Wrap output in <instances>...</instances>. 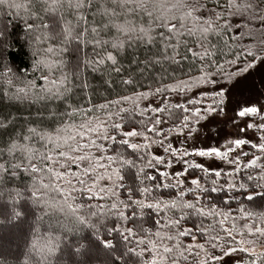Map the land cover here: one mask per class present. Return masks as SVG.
<instances>
[{"label":"snow or ice","instance_id":"obj_1","mask_svg":"<svg viewBox=\"0 0 264 264\" xmlns=\"http://www.w3.org/2000/svg\"><path fill=\"white\" fill-rule=\"evenodd\" d=\"M0 12L34 56L32 79L0 66V95L39 105L12 131L17 116L0 115V224L35 217L16 264H264V103L238 102L236 135L198 143L227 117L225 85L264 63V0H0ZM125 60L160 71L142 83ZM89 69L127 94L96 102Z\"/></svg>","mask_w":264,"mask_h":264},{"label":"trees","instance_id":"obj_2","mask_svg":"<svg viewBox=\"0 0 264 264\" xmlns=\"http://www.w3.org/2000/svg\"><path fill=\"white\" fill-rule=\"evenodd\" d=\"M243 43H249V41H243ZM90 53V49L87 50ZM143 58L144 52L141 50L139 53ZM72 59V57H69ZM34 61L33 49L29 46L24 32V25L15 16H8L4 12H0V66L8 65L18 75L24 76L28 79L33 78L32 64ZM143 71V76L140 75V71ZM160 71L159 69H137L135 65L128 66V61L125 60V72L122 75H129L135 72L136 79L142 83H148L151 80V73ZM84 78L90 84V90L95 93L94 100L99 102L102 96H106L111 99L114 98L116 93L127 94V92L118 84L114 85V90H106V86L103 81L107 77L101 72H92L90 69L84 72ZM114 80L119 81V76L112 74ZM147 77V80H145ZM42 83V81H38ZM131 89H129L130 91ZM39 108V105L30 104L29 102H17L5 98L0 95V115H7L9 113L17 116L16 123L9 128L8 131H12L13 128H18L23 123V118L29 116L30 119H35V112ZM30 114H33L30 116ZM5 135L7 133H4ZM134 179V173L126 176V182H131ZM213 197L219 199L222 194H212ZM255 199V198H254ZM243 201V198H241ZM246 203V202H245ZM259 201L254 204H246L249 208H254L259 211L257 207ZM233 207L236 206V202H232ZM3 207V201H0V208ZM27 207L24 202L17 205L18 210L26 212ZM0 220H5L3 215H0ZM35 217L33 215H22L16 220L10 223L5 222L0 224V264H16L17 257L23 252L25 241L29 238L30 228L33 226ZM6 225V226H5ZM8 225H15L21 227L20 238L18 241H13V231ZM7 227V228H6ZM4 228V229H3ZM88 233L85 232V236ZM73 241L79 239V237H72ZM81 243H87L86 240H81ZM242 255V254H241ZM75 259V258H74ZM83 259L88 261L89 264H101L100 257L88 254L83 256ZM235 264H239L236 262Z\"/></svg>","mask_w":264,"mask_h":264},{"label":"rangeland","instance_id":"obj_3","mask_svg":"<svg viewBox=\"0 0 264 264\" xmlns=\"http://www.w3.org/2000/svg\"><path fill=\"white\" fill-rule=\"evenodd\" d=\"M225 88L230 90L225 101L227 104V117L210 118L205 123L198 140L201 145H211L230 134L236 135V130L228 117L232 116V109L235 108L238 102L259 101L264 103V63L257 62L256 66L244 73L238 82L226 84ZM8 226L13 231V241H18L22 228L15 225ZM236 262H239V256H234L231 260L226 261L225 264H235Z\"/></svg>","mask_w":264,"mask_h":264}]
</instances>
